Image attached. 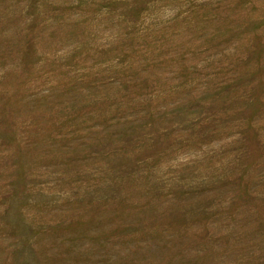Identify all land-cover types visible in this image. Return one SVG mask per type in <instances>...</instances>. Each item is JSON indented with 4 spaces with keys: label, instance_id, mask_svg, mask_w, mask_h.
Returning <instances> with one entry per match:
<instances>
[{
    "label": "rangeland",
    "instance_id": "obj_1",
    "mask_svg": "<svg viewBox=\"0 0 264 264\" xmlns=\"http://www.w3.org/2000/svg\"><path fill=\"white\" fill-rule=\"evenodd\" d=\"M0 264H264V0H0Z\"/></svg>",
    "mask_w": 264,
    "mask_h": 264
}]
</instances>
